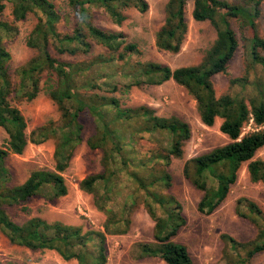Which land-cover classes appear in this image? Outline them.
Wrapping results in <instances>:
<instances>
[{
  "label": "trees",
  "instance_id": "trees-1",
  "mask_svg": "<svg viewBox=\"0 0 264 264\" xmlns=\"http://www.w3.org/2000/svg\"><path fill=\"white\" fill-rule=\"evenodd\" d=\"M188 0H167L164 22L156 33L155 44L159 49L176 53L181 49L188 30L185 5ZM192 17L196 21L208 20L216 29V38L198 64L171 68L157 61H131V52H137V45L126 40L122 32L100 28L93 19V8L102 9L115 23L120 24L129 6L139 11L147 9L146 0H67L72 12L71 33L59 31L61 15L50 0H0V126L8 134L5 148H0V229L8 240L30 250H54L63 259H75L78 264H105L106 234H120L127 231L130 219L126 212L136 204L138 190L145 196L144 205L154 220L152 242L138 245L139 254L159 257L166 264H194L185 244L174 240L185 218L178 200L170 193H161L152 186L168 187L171 176L168 165L174 158H181L184 142L190 137L187 122L176 117H161L146 105L122 106L114 96L97 92L84 95L83 92L104 86L117 89L114 82L119 74L110 68L122 64V74L130 77L127 85L161 84L172 79L183 86L195 100L201 121L210 126L215 118H221L219 129L228 141L222 145L196 155L185 161L183 174L202 192L197 204L199 211L212 212L227 196L236 181L238 170L247 163V171L253 182H264V160L253 159L255 152L264 146V37L258 33V19L264 0H242L233 3L228 0H192ZM6 2L12 4L15 21L25 18L31 11H37L38 19L32 28L27 45L34 54L16 69L17 85L13 86L9 72L10 52L3 43L5 38L16 35L18 27L14 21L2 19ZM238 21L244 31L241 35L245 50V73L230 77L233 89L216 95L212 78L227 73V66L239 47V41L230 20ZM248 32V33H246ZM93 43L106 47L109 55L97 54L77 63L60 61L53 57L50 46L59 53H91ZM122 61V62H120ZM107 69L101 82L98 70ZM44 72H53L57 78L55 86L49 89L50 98L60 112L57 120H49L26 133V120L21 111L11 104L9 96L16 92L20 97L31 100L40 91ZM119 72V71H118ZM251 72L255 78H250ZM88 93V92H87ZM84 114L95 122L94 133L86 144L102 151V170L84 177L80 188L94 195V204L106 214L102 230L82 232L81 227L61 221L48 222L40 217H30L22 223L13 221L6 206L22 204L34 195L53 199L67 193L62 172L78 144L83 140V125L80 116ZM252 122L254 128L243 133V128ZM154 134L164 132L166 144L157 142L155 148L139 158L131 157V146L137 133ZM128 133V136L125 134ZM55 139L53 169L38 168L31 171L20 184L10 185V172L4 159L10 153H23L26 145ZM131 142V144H130ZM128 147L130 149H128ZM127 171L135 181L136 190L128 195L122 208L114 210L108 204L113 191L115 176ZM161 167L155 173L157 167ZM140 167L148 169L147 175H139ZM103 189L97 191V184ZM159 189V188H158ZM246 201V203H244ZM156 206L162 210L157 214ZM244 208L246 210H241ZM120 211V212H119ZM237 213L252 219L257 227L254 239L241 242L223 234L222 238L233 249H243L244 261L264 251V216L256 203L238 199ZM261 219V220H260Z\"/></svg>",
  "mask_w": 264,
  "mask_h": 264
},
{
  "label": "rangeland",
  "instance_id": "rangeland-1",
  "mask_svg": "<svg viewBox=\"0 0 264 264\" xmlns=\"http://www.w3.org/2000/svg\"><path fill=\"white\" fill-rule=\"evenodd\" d=\"M59 11L61 21L58 24L59 31L71 33L73 22L72 12L67 0H50ZM233 3L242 0H228ZM147 9L139 11L133 6L123 10L125 19L117 24L113 22L102 9L93 8L94 22L102 29L122 32L126 40L137 45V52H131V61H157L169 65L171 68L198 64L205 55L207 49L216 38V29L208 21H196L192 17L193 1L188 0L185 5V17L188 30L183 40L181 49L169 52L159 49L155 44L156 33L164 22L165 5L167 0H146ZM12 4L6 2L2 12V19L13 22L18 31L12 38H5L4 45L10 52L9 72L14 88L17 85L16 69L23 65L34 51L27 45V38L38 19L37 11L28 12L25 18L15 21ZM239 41V47L227 66V73L216 74L213 78V86L216 95L231 92L229 78L241 76L245 73V50L241 35L243 30L238 21L230 20ZM258 33L264 37V2L261 4V16L258 19ZM248 33V32H246ZM50 52L56 59L69 63H77L89 59L97 54L109 55L106 47L93 43L91 53L77 54L59 53L53 46ZM264 55V52H261ZM122 62V61H120ZM122 64L110 68L118 73L114 82H118L117 89L104 86L94 91L83 92L84 95L97 92L100 95L114 96L118 98L122 106L136 107L146 105L153 109L158 116H176L188 123L190 137L184 142L181 158L172 159L166 168L171 176L168 187L152 186L151 189L161 193L172 194L180 203L181 211L185 218L174 237V240L186 245L194 264H264V251L256 253L248 261H244L241 255L243 249H233L223 238V234L234 237L237 241L245 242L254 239L257 233L255 222L249 217L237 213L238 199L251 200L264 216V182H253L247 171V163L238 170L236 181L231 185L226 198L210 213L198 210L197 204L202 192L196 189L183 174V166L186 160L206 152L213 147L222 145L228 141L227 136L219 129L221 118H215L213 125L204 124L199 116L195 100L187 90L169 79L161 84L127 85L129 78L127 73L122 74ZM119 71V72H118ZM103 80L107 69L97 71ZM251 72L250 78H255ZM56 76L53 72H44L40 81V91L31 100L20 97L16 92L9 96L11 104L16 106L26 120V133L29 134L34 128L49 120H57L60 112L56 103L49 96V89L55 86ZM80 121L83 125V140L78 144L69 160L68 166L62 172L67 187V193L57 198H47L42 194L34 195L22 204L6 206L10 218L22 223L30 217H40L48 222L61 221L81 227L82 232L90 230H102L106 219L104 211L99 210L94 204V195L80 188V181L89 174L102 170V151L90 148L86 139L94 133V120L82 114ZM254 128L252 122L243 128V133ZM128 136V133L125 134ZM152 138L148 133H137L131 146V157L139 158L146 155L149 150L156 147L157 142L163 146L166 144L167 135L164 132L154 134ZM8 134L0 126V148H5ZM157 141V142H156ZM55 139L49 138L41 143L29 142L23 153H10L4 159V164L10 172V185L22 183L34 169L49 168L55 165L54 148ZM131 144V142H130ZM159 144V142H158ZM128 149H130L128 147ZM253 159L264 160V146L259 148ZM134 168L129 165L128 169L119 171L115 176L113 191L108 204L119 210L125 203L128 195L136 188L135 181L127 171ZM161 167L155 169L158 173ZM127 170V171H126ZM139 175H147L149 170L140 167ZM134 183V184H133ZM97 191L103 189L102 183H98ZM159 188V189H158ZM136 190V189H135ZM133 191V193L135 192ZM136 204L126 212L131 223L126 232L120 234H106L105 264H166L159 257L141 256L138 245L142 242H152L154 220L151 218L144 205L145 196L142 190L134 194ZM246 203V201H244ZM157 214L162 210L156 206ZM241 210H245L241 208ZM120 212V211H119ZM246 212V210H245ZM261 220V219H260ZM244 256V255H243ZM0 264H78L75 259L65 260L56 251L30 250L24 246L11 243L5 233L0 229Z\"/></svg>",
  "mask_w": 264,
  "mask_h": 264
}]
</instances>
